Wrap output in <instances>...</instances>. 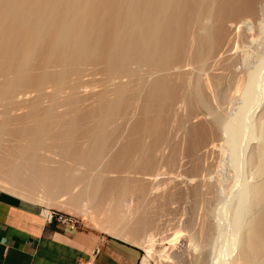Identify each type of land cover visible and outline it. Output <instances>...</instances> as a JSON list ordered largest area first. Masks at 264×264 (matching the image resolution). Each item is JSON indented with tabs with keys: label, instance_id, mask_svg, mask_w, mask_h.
I'll use <instances>...</instances> for the list:
<instances>
[{
	"label": "bare ground",
	"instance_id": "1",
	"mask_svg": "<svg viewBox=\"0 0 264 264\" xmlns=\"http://www.w3.org/2000/svg\"><path fill=\"white\" fill-rule=\"evenodd\" d=\"M263 31L264 0H0V188L142 264L186 214L183 264H264Z\"/></svg>",
	"mask_w": 264,
	"mask_h": 264
},
{
	"label": "crops",
	"instance_id": "2",
	"mask_svg": "<svg viewBox=\"0 0 264 264\" xmlns=\"http://www.w3.org/2000/svg\"><path fill=\"white\" fill-rule=\"evenodd\" d=\"M141 259L136 245L49 222L41 209L0 191V264H139Z\"/></svg>",
	"mask_w": 264,
	"mask_h": 264
},
{
	"label": "rangeland",
	"instance_id": "3",
	"mask_svg": "<svg viewBox=\"0 0 264 264\" xmlns=\"http://www.w3.org/2000/svg\"><path fill=\"white\" fill-rule=\"evenodd\" d=\"M264 32V31H263ZM251 50H253V51H256L255 53H254V55H253V53L251 52V54L253 55V58L251 59V61H252V64H251V67L252 68H254L255 66H257L258 64H256V55L255 54H260V55H264V33L263 34H261V39H260V41L257 43V44H255L254 46H253V48H251ZM264 107V102L259 106V105H257L256 107H255V109H254V114L255 115H257V117L261 114V112L263 111V108ZM262 110V111H261ZM260 113V114H259ZM259 114V115H258ZM256 117V118H257ZM253 145V142L249 145V148H248V154H250V151H251V146ZM245 152V158H246V160H247V158L249 157L248 156V154ZM244 157V156H243ZM242 157V159H244V168H247V165H246V167H245V164H246V160H245V158H243ZM237 164H239V163H237ZM240 165L242 166L243 164L242 163H240ZM240 165H239V167H240ZM237 167H238V165H237ZM242 168V167H241ZM246 170V169H245ZM247 171V170H246ZM0 191H3L1 188H0ZM222 197V199H223V201L225 200L224 198H225V195H224V197L223 196H221ZM228 198V199H227ZM231 199V196H229L228 197V195H227V197H226V200L227 201H229ZM27 202H29V201H27ZM30 204H32L33 206H35V207H37V208H39V209H41L42 211H44V210H46V206L44 205V204H41V203H38V202H29ZM229 203V202H228ZM222 205V204H221ZM220 207V206H219ZM233 207H230L229 209H228V211H231L230 209H232ZM223 208L221 207V210H222ZM185 210H186V212L185 213H187V209L185 208ZM50 211L51 212H54L55 214H62V215H64V217L65 218H67V219H70L71 221H72V225L73 226H75L77 229H79V230H89V231H94V232H96V233H98V234H101V235H105V236H108V234L109 233H107L106 232V230H104L101 226H99V223H96L97 222V220L95 219V218H91L90 219V217H83V216H81V215H77V214H74V213H70V212H68V211H66V210H63V209H61V208H58V207H52L51 209H50ZM227 212V210L225 209H223L222 210V213L224 214V212ZM234 211V209L231 211V213ZM225 212V213H226ZM228 214H230V212H228ZM228 214H225V215H222V216H224L225 218H222V220H225L226 222H227V225L226 224H221V226H222V228L224 229H222V231H224L223 232V243H222V245L224 244H227L225 241V239H227V237H226V235H228L229 237L228 238H230L231 236H230V231L232 230V228L230 229L229 228V226L228 225H230V227H231V223H232V221H230V219H229V217L231 218V217H233V216H231V214L230 215H228ZM229 216V217H228ZM227 218H228V220H227ZM231 220H233V218L231 219ZM165 221H166V223H165ZM225 221H224V223H225ZM169 220H168V218L166 217V219H163V222H162V229H161V232L162 233H160V234H162L165 238H161V235L160 236H158L157 237V239L159 238H161V239H165V241L163 242L164 243V245H165V247H168L167 248V253H168V255H169V258L168 259H165V258H163V260L162 261H160L159 260V258L157 257V256H153L151 259H149V264H183V260H184V257H186L187 255H186V253H187V249H186V236H187V234H188V232H187V225H186V222H187V214L185 215V221H184V219H183V221H181L180 223H183V225H181L180 223H177V224H180L179 226V228L180 229H177V230H180V231H184V233L183 232H180L178 235H179V237H178V240H177V243L175 244V248H169V245L167 244V242L169 241V240H171L172 238H173V236L175 235L174 233L176 232V228L173 226V222H171V224H169ZM184 222H185V226H184ZM231 222V223H230ZM229 223V224H228ZM228 226V227H227ZM225 228H228V229H226L225 230ZM172 230V231H170V230ZM229 230V232L228 233H226V231H228ZM159 233H158V235H159ZM181 233H182V235H181ZM187 233V234H186ZM185 235V241H184V235ZM111 236H113V234H111ZM162 236V237H163ZM182 236V237H181ZM114 237H117V236H114ZM118 238H120V237H118ZM181 238L183 239V240H181ZM160 239V240H161ZM221 239H220V241H219V243H221ZM122 240H124L123 238H122ZM167 240V241H166ZM180 240V241H179ZM126 241V240H125ZM127 242V241H126ZM218 242V241H217ZM129 243H131V242H129ZM159 243V244H158ZM157 244H158V248H157V250H160L161 248H159L160 247V241L158 242ZM132 244V243H131ZM182 244V245H181ZM134 245H136V244H134ZM221 245V244H220ZM220 245L219 244H217L216 246L218 247V248H220ZM223 245V246H224ZM136 246H138V247H140L141 249H142V259H141V262L139 263V264H142V262H143V260L144 259H146V252H145V250H144V248H142L140 245H136ZM184 246H185V248H184ZM216 247V248H217ZM225 247H229V246H225ZM221 248H224V247H222L221 246ZM226 248H224V250H225ZM185 255L183 258H182V255ZM181 259H183L182 260V262H181ZM181 262V263H180Z\"/></svg>",
	"mask_w": 264,
	"mask_h": 264
},
{
	"label": "built area",
	"instance_id": "4",
	"mask_svg": "<svg viewBox=\"0 0 264 264\" xmlns=\"http://www.w3.org/2000/svg\"><path fill=\"white\" fill-rule=\"evenodd\" d=\"M51 213H52V215L50 216L49 219H47L49 222L53 221L52 218L54 216V212H51ZM56 215H57V218H56L57 222H59V223H69V224L72 225V221L70 219L65 218L64 215H62V214H56Z\"/></svg>",
	"mask_w": 264,
	"mask_h": 264
}]
</instances>
